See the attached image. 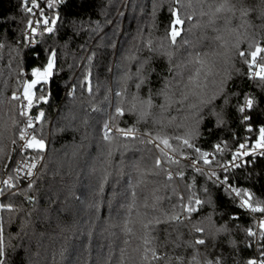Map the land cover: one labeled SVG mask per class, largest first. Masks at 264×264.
<instances>
[{
  "label": "trees",
  "instance_id": "16d2710c",
  "mask_svg": "<svg viewBox=\"0 0 264 264\" xmlns=\"http://www.w3.org/2000/svg\"><path fill=\"white\" fill-rule=\"evenodd\" d=\"M174 9L185 19L175 44ZM49 13L53 33L34 42L23 0H0V174L24 127L11 97L55 54L40 104L48 149L31 186L9 190L13 211L0 209L4 264H259L264 213L229 189L264 208V157L219 184L208 176L219 163L181 156L199 158L184 141L208 152L219 143L223 161L249 135L242 116L264 126V80L238 54L264 47V0H65Z\"/></svg>",
  "mask_w": 264,
  "mask_h": 264
},
{
  "label": "snow or ice",
  "instance_id": "6c2138e0",
  "mask_svg": "<svg viewBox=\"0 0 264 264\" xmlns=\"http://www.w3.org/2000/svg\"><path fill=\"white\" fill-rule=\"evenodd\" d=\"M65 0H23L26 5V11L32 19L28 21L27 27L29 32L32 34L33 38H38L39 35L46 33H53L55 26L58 21V17L55 15L49 16L46 9L52 11L55 9L58 3H63ZM179 4V0H175ZM173 20L169 24V34L171 43L175 44L177 38L181 36V26L184 25L185 19L181 17L179 9H174L172 11ZM183 42V41H182ZM239 48V44L236 45ZM239 57L245 64L251 69H258L254 71L253 75L264 80V47L256 46L250 52L243 50L239 51ZM38 57V53L36 54ZM55 54L50 53V58L44 67H34L32 69L26 70L32 79L25 82L18 90L20 94L14 92L11 100L18 102L19 115L24 118V127L18 130V151L16 153L19 158V163H13L9 171L8 178L3 181V186L0 187V209H5L7 211H13L11 205H5L4 200L11 198V193L16 189L20 188V185L16 182L19 177L17 173H20L25 169L23 161L26 159L28 163V168L24 172L22 180L25 186H31L32 172L29 169H35L36 164L33 162L36 158L45 153L48 149V145L45 143L41 135V124L45 118V112L41 110L40 104H47L49 102V97L46 92V86L51 82L53 77ZM87 90L91 91L89 83L86 81ZM247 109L250 110L253 106L252 99H248L246 102ZM35 109V111H33ZM239 111L244 113L246 111L245 107H240ZM117 116H124L123 109L117 107ZM242 123L246 125V132L249 134L245 137L237 138L239 142L234 146V148L228 151L229 159L227 161H220L216 159L217 154H223L225 152L226 146L222 147L221 144L217 143L214 145L213 151L210 153L208 151H202L200 147H194L189 144V142L184 141L183 143L187 147H191L194 152L199 154V158L195 159L193 163L198 164L200 162L212 166L219 163V172H211L208 174L209 179H213L219 184L229 183V172L232 169L240 168L243 166L245 158L251 162L252 157L259 155L264 157V126L256 128L250 124L251 116H242ZM118 131L123 132L127 137L129 134L134 132L133 128H120ZM256 133V137H252V133ZM104 138L107 139L111 135V129L105 125L103 129ZM134 138V136L132 137ZM157 146L163 144L166 147H172L170 140L157 138ZM188 158V157H185ZM169 159H171L169 157ZM167 161L157 160V166H160ZM199 171V169H197ZM222 173L223 175H221ZM182 175V174H181ZM232 191L236 197L241 198V206L248 208L252 212L264 213V208L253 207L250 203L251 193L242 192L238 187H231ZM201 204L199 199L195 200V205ZM189 212L194 211L195 208L189 207L187 209ZM259 239L261 241L262 247H264V219L259 221ZM3 232V226L0 225V233ZM250 236H256L255 231L249 230ZM203 241H198L202 243ZM6 260V253L0 255V264H4ZM249 264H258L256 259L249 261ZM259 264H264V253H261L259 258Z\"/></svg>",
  "mask_w": 264,
  "mask_h": 264
},
{
  "label": "built area",
  "instance_id": "2783aa9c",
  "mask_svg": "<svg viewBox=\"0 0 264 264\" xmlns=\"http://www.w3.org/2000/svg\"><path fill=\"white\" fill-rule=\"evenodd\" d=\"M46 12H47V14L50 16V13H49V11L46 9L45 10ZM51 17V16H50ZM30 19H32V17L30 18ZM25 32H26V35L28 36V38H30V39H32L34 42L36 41L35 39H33V36H32V34L29 32V28L28 27H26V30H25ZM254 71H258V69H253L252 70V75H253V72ZM18 145H19V140L17 139L16 141H13L12 143H11V148H10V151H9V156H8V158H7V160H6V162H5V164L3 165V170H2V173L0 174V187H2L3 186V181L4 180H6L7 178H8V175H9V171H10V169H11V166L13 165V163L15 162V163H19L20 161H19V158L16 156V157H14L15 156V152H16V150H18ZM234 148V147H233ZM232 148V149H233ZM231 149V150H232ZM210 153L212 152V151H209ZM185 157H188V158H185ZM181 158L183 159V160H185V161H188V162H191V163H193V161H194V159L188 154V153H185V154H183L182 156H181ZM229 159V156H228V153H227V155H226V157H225V159L223 160V161H227ZM35 164H36V167H35V169H29L31 172H32V175H31V177H28V179H30V180H32L35 176H36V174L38 173V171H39V169H40V167H41V158L40 157H38V158H36L34 161H33ZM246 162H249L248 160H247V158H245V160H244V163H246ZM28 161L25 159L24 161H23V164H24V166H25V169L23 170V171H21L20 173H17V175H19V177L20 178H18V180L19 181H22L23 182V180H22V177L24 176V172L27 170V168H28ZM195 166H199V164H195V163H193ZM203 168L206 170V171H209V167H207V166H203Z\"/></svg>",
  "mask_w": 264,
  "mask_h": 264
},
{
  "label": "rangeland",
  "instance_id": "374dc122",
  "mask_svg": "<svg viewBox=\"0 0 264 264\" xmlns=\"http://www.w3.org/2000/svg\"><path fill=\"white\" fill-rule=\"evenodd\" d=\"M31 79H32V78H31ZM31 79H26L25 82H28V81H30ZM25 82H24V83H25ZM108 127L112 129V127L110 126V124H108Z\"/></svg>",
  "mask_w": 264,
  "mask_h": 264
}]
</instances>
